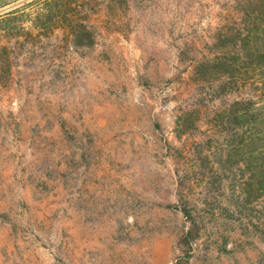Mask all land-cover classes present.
<instances>
[{"label":"rangeland","instance_id":"1","mask_svg":"<svg viewBox=\"0 0 264 264\" xmlns=\"http://www.w3.org/2000/svg\"><path fill=\"white\" fill-rule=\"evenodd\" d=\"M229 2L110 0L89 49L0 30V264H264V199L210 123L244 90L192 81Z\"/></svg>","mask_w":264,"mask_h":264},{"label":"trees","instance_id":"2","mask_svg":"<svg viewBox=\"0 0 264 264\" xmlns=\"http://www.w3.org/2000/svg\"><path fill=\"white\" fill-rule=\"evenodd\" d=\"M109 2L0 0V30L9 31L8 44H18L25 36L33 40L65 30L73 47L89 49L94 45V34L88 18L95 6ZM227 6L228 12L236 16L227 18V23L216 31V44L208 55L193 63L192 81L199 85L208 83L214 88L213 98L244 90L242 98L215 110L210 123L222 125L229 153L240 155L245 164V198L264 199V0H230ZM10 58L12 52L6 55V60ZM181 120L186 125L189 121L182 132L193 127L200 120V106L190 115L182 114ZM177 209L194 221L186 206Z\"/></svg>","mask_w":264,"mask_h":264}]
</instances>
